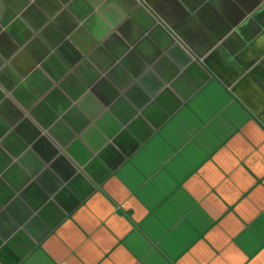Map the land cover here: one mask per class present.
Instances as JSON below:
<instances>
[{"label":"crops","instance_id":"crops-1","mask_svg":"<svg viewBox=\"0 0 264 264\" xmlns=\"http://www.w3.org/2000/svg\"><path fill=\"white\" fill-rule=\"evenodd\" d=\"M0 264H264V0H0Z\"/></svg>","mask_w":264,"mask_h":264}]
</instances>
